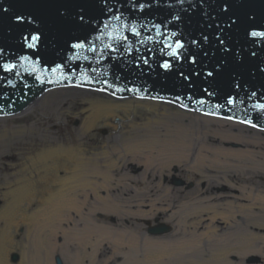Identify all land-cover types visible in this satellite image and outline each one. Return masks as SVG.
I'll return each instance as SVG.
<instances>
[{
	"label": "bare ground",
	"instance_id": "1",
	"mask_svg": "<svg viewBox=\"0 0 264 264\" xmlns=\"http://www.w3.org/2000/svg\"><path fill=\"white\" fill-rule=\"evenodd\" d=\"M77 92L47 90L28 112ZM78 100L80 132L61 139L46 130L13 189L0 195V264H50L56 247L73 264H245L249 255L264 264L263 132L149 97L87 91ZM100 129L107 136L90 145L85 137ZM17 132L1 130L0 141ZM132 164L140 177L128 172ZM174 170L205 189L190 197L160 182ZM211 184L227 192L205 196ZM165 215L170 235L147 234L137 222Z\"/></svg>",
	"mask_w": 264,
	"mask_h": 264
},
{
	"label": "water",
	"instance_id": "2",
	"mask_svg": "<svg viewBox=\"0 0 264 264\" xmlns=\"http://www.w3.org/2000/svg\"><path fill=\"white\" fill-rule=\"evenodd\" d=\"M68 86L264 128V0H0V116Z\"/></svg>",
	"mask_w": 264,
	"mask_h": 264
},
{
	"label": "rangeland",
	"instance_id": "3",
	"mask_svg": "<svg viewBox=\"0 0 264 264\" xmlns=\"http://www.w3.org/2000/svg\"><path fill=\"white\" fill-rule=\"evenodd\" d=\"M75 89H78L79 92L73 94V96H65L64 98L58 99L54 103L48 104L44 108H41L36 104V107H34L26 115L0 117V131L3 129H13L18 131L17 134L12 135L7 141H0V195H3V193L6 194L13 189L16 177L20 176V171L24 167L26 161H28V157L37 149L39 140L46 136V130L53 128L55 131H57L56 135L61 139L70 137L71 135H75L80 132L79 129L81 128L82 119L79 109L82 107V105L78 99L82 95H86L87 91H98L77 87ZM80 90L83 92H80ZM66 108L74 110L77 114H66L64 112ZM193 112L198 113L195 111ZM55 114L57 115L55 116ZM198 114L200 116L202 115V117H208L201 113ZM214 119L217 121L219 120L220 122L223 121L228 123H238L249 127L251 130L264 133L263 129L253 126L252 124L250 125L243 122H236L233 120L217 117H214ZM117 121L118 119L115 118L114 122ZM107 134L108 132L106 129H100L96 131L94 137H85V139L90 145H95L99 142V140H103ZM224 145L231 149L241 148V145L237 143H228ZM128 168L130 175L134 177H140V167H135L132 164ZM258 181L264 184V177L262 179H258ZM160 182L171 188H178L183 192V194H189L190 197H196V195H198L197 191L205 189L203 182L188 179V174L186 172L178 170H174L169 176L162 177ZM226 192L227 187L225 184H211L204 195L213 197L214 194L221 195ZM2 205L3 201L0 198V208ZM165 217L166 215L161 218L138 220L137 222L143 225L144 231L147 234L152 235L149 233V229L152 227L155 228V226H167L170 228V230L167 233L161 234L159 236L170 235L175 228L174 222L167 221ZM104 221L113 223L114 220L113 218H108ZM123 222L127 221L125 220ZM19 232L21 233L22 230L20 229ZM13 256L16 257L15 260H13ZM255 257L256 256L254 255L246 256L244 263L256 264L258 261H256ZM9 259L10 262L17 263L19 256L17 253L13 252L10 254ZM57 259L61 264H73L71 256L67 253L66 249L62 247H56L47 260H49L50 264H56Z\"/></svg>",
	"mask_w": 264,
	"mask_h": 264
},
{
	"label": "snow or ice",
	"instance_id": "4",
	"mask_svg": "<svg viewBox=\"0 0 264 264\" xmlns=\"http://www.w3.org/2000/svg\"><path fill=\"white\" fill-rule=\"evenodd\" d=\"M253 35H257L256 33H253ZM38 40V37L37 36H33L32 37V41H33V43L35 42V41H37ZM30 47L32 46L31 44L29 45ZM177 47H180V45H177ZM174 54V53H173ZM168 67V65H165V68H167Z\"/></svg>",
	"mask_w": 264,
	"mask_h": 264
}]
</instances>
